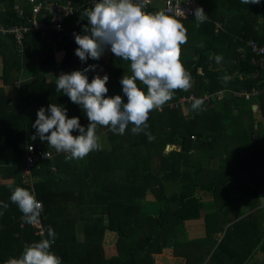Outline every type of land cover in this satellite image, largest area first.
I'll return each instance as SVG.
<instances>
[{
	"label": "trees",
	"instance_id": "obj_1",
	"mask_svg": "<svg viewBox=\"0 0 264 264\" xmlns=\"http://www.w3.org/2000/svg\"><path fill=\"white\" fill-rule=\"evenodd\" d=\"M16 1L0 0V23L24 24L26 19L17 15ZM54 1L80 7L79 12L67 18L64 30L29 32L23 54L18 52L13 36L0 35L4 83H16L25 65H31L26 61V54H31L34 61L40 56V64L57 65L63 73L97 65L86 73L89 82L97 71H102L109 76L107 96H115V82L120 83L124 74L131 75L130 62L110 51L109 60L89 58L82 63L75 55L78 45L74 33L83 34L82 26L88 23L82 16L89 8L83 5L87 1ZM197 5L207 14V20L198 27L194 15L176 18L187 29L180 61L191 74L192 87L187 92L176 90L162 110L150 112L146 132L154 137L151 141L144 132L133 134L132 125L123 135L98 126L99 150L83 159L67 160L62 154L41 161L26 176L20 165L26 159L27 143H33L37 150L51 148L39 137L31 138L36 134L32 124L38 109L54 103L67 109L68 118L79 117L85 128L89 121L79 105L56 90L55 80L48 81L41 74L27 82L24 93L32 94L22 104L6 97V104L0 103V171L4 172L0 201L8 204L7 209L0 205L3 264L19 258L25 245L48 238L49 226L56 234L51 251L61 258L62 264H156L160 254L186 258L187 264H264V227L260 226L264 219L254 221L260 228L259 234L253 235L254 241H242L244 225L252 227L245 212L257 200L264 201V169H260V164L256 169L246 167L247 158L253 153L249 141L257 143L255 151L264 157V142H259L264 137V53L260 52L264 49V0L259 4L235 0L224 9L206 0L197 1ZM150 6L146 12L156 13ZM49 36L61 42L54 48L64 47L66 54L60 63L55 60ZM213 55H221L222 62L209 59ZM225 76L230 77L227 83L223 81ZM137 84L146 92V86L139 81ZM255 88L258 93L253 99L235 95L242 89ZM117 94L127 102L122 90ZM192 98L204 100L202 110H192ZM221 101L223 108L218 109ZM0 102L3 103L1 99ZM255 103L259 105L258 119L252 110ZM5 109H17L14 112L20 119L13 124ZM247 130L251 133L245 137ZM231 138L236 139L235 148L228 142ZM167 145L173 147L167 150ZM7 149L13 150L10 162L4 157ZM214 159L219 161L217 166ZM169 183L180 184L181 190L169 191ZM9 185L30 190L42 202L46 228L43 236L22 221L23 214L10 200ZM233 188L241 193L240 197L219 196L222 189ZM205 195H210L212 202H220L218 206L206 209ZM217 208L219 212H215ZM195 220H202L204 229H198V236L190 239L187 223ZM108 230L118 234L112 246L104 244ZM233 232L238 237L231 243ZM221 233L225 235L220 240Z\"/></svg>",
	"mask_w": 264,
	"mask_h": 264
},
{
	"label": "clouds",
	"instance_id": "obj_2",
	"mask_svg": "<svg viewBox=\"0 0 264 264\" xmlns=\"http://www.w3.org/2000/svg\"><path fill=\"white\" fill-rule=\"evenodd\" d=\"M44 1L67 5L54 0ZM241 2L259 4L261 0ZM83 5L88 6L87 3ZM73 7V14L80 10L79 6ZM29 14L30 12L26 15ZM69 16L64 18L63 25ZM82 16L86 17L88 23L82 26L83 34L74 33L75 43L78 45L75 55L84 63L89 58L99 60L106 49L110 50L115 57L130 62L131 75L124 74L120 79L127 102H124L120 95L107 96V74L103 77L95 75L89 82L86 73L94 71L97 65L61 73L56 78V90L66 94L72 103L79 105L89 123L85 128L81 125L79 117L68 118L65 107L51 103L47 109H38L37 118L32 124L36 134L31 138L35 140L39 137L42 142L46 141L51 148L44 150L54 148L58 153H67V160L83 159L90 152L101 148L96 134L98 126L107 127L114 134L123 135L129 125H132L133 134L144 132L151 141L154 137L146 132L150 112L162 110L163 106L173 99L176 90L187 92L192 87L191 74L180 61L181 45L187 43V29L176 18L163 11L145 12L142 5L134 0H98L91 8H86ZM194 18L198 27L207 20V14L202 7H197L194 9ZM31 31L54 33L57 30L32 29L26 34ZM209 59H214L220 64L223 57L213 55ZM229 80L228 76L223 78L224 83ZM137 81L146 86V92L138 86ZM203 104L202 98H192L191 108L193 111H200ZM73 132L79 134L74 136ZM49 154L45 152L43 155L47 158ZM9 188L11 202L16 204L23 214L22 221L29 225L38 224L43 211L42 202L28 189L12 185H9ZM0 205L4 209L8 207V204L2 201ZM44 229L45 233V226ZM36 232L38 233L37 228ZM47 236L48 238H42L39 242L25 245L20 257L11 258L6 264H62L61 258L51 251L56 236L51 226L47 230Z\"/></svg>",
	"mask_w": 264,
	"mask_h": 264
},
{
	"label": "built area",
	"instance_id": "obj_3",
	"mask_svg": "<svg viewBox=\"0 0 264 264\" xmlns=\"http://www.w3.org/2000/svg\"><path fill=\"white\" fill-rule=\"evenodd\" d=\"M94 3L98 0H92ZM155 0H134L135 3L142 5L143 11H147V8L153 5ZM164 2V8L157 10L158 12H165L167 15L174 18H184L191 15H194V9L198 7L197 1L195 0H162ZM29 3L32 4V9L29 15L25 14L24 24L19 25H3L0 24V34L8 35L11 34L14 36L17 49L20 53H23L26 44H25V35L30 30H63V20L66 16H69L74 12V7L67 5H61L53 2H46L44 0H29ZM150 6V7H151ZM19 9L18 5L16 6ZM77 9H75L76 11ZM22 12V10H21ZM49 20V21H47ZM48 23V24H46ZM264 53V49L260 51ZM258 93V89H253L249 91L248 89H242L241 91L235 93L241 99H253ZM219 98H222L220 96ZM256 104H254L255 107ZM257 106V105H256ZM31 149V150H30ZM49 152V156L46 158L43 154ZM62 154L67 153H58L53 148L52 150H37L33 143H27L25 161H24V174L29 176L35 167H39L41 161L50 160L51 157H56ZM41 202V201H40ZM43 207V204H42ZM38 229V234L44 233V225L42 223V213L39 218V223L34 225ZM0 264H2L0 262Z\"/></svg>",
	"mask_w": 264,
	"mask_h": 264
},
{
	"label": "rangeland",
	"instance_id": "obj_4",
	"mask_svg": "<svg viewBox=\"0 0 264 264\" xmlns=\"http://www.w3.org/2000/svg\"><path fill=\"white\" fill-rule=\"evenodd\" d=\"M208 3H210V4H212V3H216L218 6H224V7H229V6H231L234 2H235V0H206ZM184 47H185V45H183ZM109 53H110V50H105V53L103 54V56L101 57L103 60H109ZM58 66H56V67H54V69H55V76L56 77H59V74H58ZM103 72L102 71H97L96 72V75H100L101 77H103ZM40 77V76H39ZM25 78V77H24ZM48 78H50L49 77V75H48ZM55 81H56V79H55ZM20 82V81H19ZM22 83H24V82H22ZM115 89H116V91H115V94L116 95H118L117 93H118V91H121L122 90V85L119 83V82H115ZM232 93V92H231ZM233 94V93H232ZM223 101H221V102H219L218 103V109H222L223 108V103H222ZM257 105V106H256ZM255 105V107H254V105H253V107H252V110H253V112L255 113V116H254V118H256V119H258L260 116V114H259V105L258 104H256ZM45 109H47L48 107H44ZM236 112V111H235ZM87 123H88V121H87ZM106 127H103V129H105ZM245 134V137H246V135H248L249 133H251L250 132V130H247L246 132H244ZM245 140H246V138H245ZM247 141V140H246ZM261 141H263L264 142V137H262L260 140H259V142H261ZM229 144H230V146H231V148H235L236 147V139L235 138H231L229 141ZM249 146H251L252 147V149H253V153H251V156L250 157H248L247 158V164H246V167H248V168H251L252 167V169H256V167L258 166V164H259V159L257 158L258 156H261L262 154V152L258 155L257 153H256V151H255V147H257L258 145H257V143H255V142H252V141H249ZM173 146L171 145L169 148H168V145L166 146V149L167 150H170L171 148H172ZM249 152H247V154H248ZM222 155H220V157H221ZM228 156H232V153L231 154H229ZM50 159H55L54 157H51ZM242 161H245V159H242ZM218 163H219V161H218V159H214V165L215 166H217L218 165ZM252 165V166H251ZM0 182H1V174H0ZM167 188H168V190L169 191H171V192H177V191H180L181 190V185L180 184H175V183H169L168 185H167ZM225 191H227V190H221L220 191V193H219V196H228V195H232V194H234L233 195V198H234V196L237 194L239 197L241 196V193H239L238 191H236V189L235 188H233L232 190L230 189V190H228L227 191V194L225 193ZM230 191V192H229ZM245 194V193H244ZM148 197L149 198H153V196H152V194H149L148 195ZM212 201H214V199L210 196V195H205L204 196V205H205V207H206V209H214V206H218V204L220 203V202H218V201H215V202H212ZM262 202V201H261ZM261 202H259L258 200L255 202V204H259V203H261ZM252 209H253V207L252 208H250L249 210H248V212L247 213H245L244 215H248V214H250L251 213V216H249L248 217V219L249 220H251L250 222L252 223V227H248V224H246V225H244V227H243V233L245 234V236H243L244 238L242 239V241L243 240H248L249 242H252V241H254V238H253V235L254 234H256V233H258L259 234V229L260 228H258V226L254 223V219L255 218H257V217H264V213H263V211H259V212H257V210H253L252 211ZM219 208H217L216 210H215V212H219ZM238 217H240L238 220H240L241 221V218H242V216H238ZM245 221H248L247 219L245 220ZM34 228H36L34 225H32ZM187 230H188V232H189V236H190V239H194L195 238V236H198V229L199 230H203L204 229V226L202 225V220H195V221H189L188 223H187ZM111 231L110 230H108L107 232H106V235H105V238H104V244H105V246H112V245H114L116 242H117V239H118V234L116 233V232H114V233H110ZM233 235H232V237L230 238V240H231V243H232V241H233V238H234V240H236V238L238 237V233H232ZM224 233H221L220 235H219V238L218 239H222L223 237H224ZM238 242V241H237ZM174 262H176V264H187L186 263V258H182V257H175V258H173V256L172 257H170V256H166V255H164V254H161V255H157V257H156V264H174Z\"/></svg>",
	"mask_w": 264,
	"mask_h": 264
},
{
	"label": "crops",
	"instance_id": "obj_5",
	"mask_svg": "<svg viewBox=\"0 0 264 264\" xmlns=\"http://www.w3.org/2000/svg\"><path fill=\"white\" fill-rule=\"evenodd\" d=\"M75 1L78 2L77 0H75ZM86 1H87L86 3L88 5V7L91 8L93 6L94 2L92 0H86ZM195 1L199 2L200 0H195ZM20 2H22V0H17L16 1V5H18ZM163 4H164V2L162 0H155L153 2L152 7H150V8H151V10H153L155 12H158L157 10H161V9L164 8ZM16 5H15V9H16L17 15L21 19H24L25 18V14L29 13L31 11V9H32V4L29 3V0H25L24 2L20 3L18 5L19 7H21L20 9L18 7H16ZM216 6H217V4H216ZM0 7H1V3H0ZM220 8L224 9L225 7L224 6H222V7L220 6ZM21 10H22V12H21ZM79 11H76V12H79ZM26 36H27V34H26ZM26 36H25V44H26V48H27ZM6 37H8V36H6ZM47 38H51V40H52V42H51L52 49L57 44L60 45V43H61V42H56L57 40H55V36H49ZM42 43L44 44L45 42H42ZM26 48H25V50H26ZM25 50H24V52H25ZM39 50L40 51L42 50L41 46L39 47ZM65 54H66V52L64 50V47H62L61 50H58L57 48H54V56H55V60L57 61V63H60L64 59ZM26 56L28 57V59H26V61L28 60V61H30L32 63H31V65H27V66L25 65V69L20 74H18V78H17L18 80L14 84H5L4 83V77H1L2 66H3V58L0 57V99L3 101V103L0 102L1 105L2 104H6L5 102H7V101L5 100V97L7 99H10V100L18 99V100H20V102L22 104L23 100L32 94V93H30V91H29V93H24V92L28 88V83L27 82H30L34 78V76L36 74L44 75V77L46 79H48V81H53L56 78H58V77L55 76V69H54V67H56L57 65H54L53 67H46V66L40 64V56H37V60L36 61H34L33 55H31V54L27 55L26 54ZM57 69H58V74L59 75L61 73H63V69L61 67H59ZM48 75H49L50 78H48ZM22 82H24V83H22ZM33 86H34V83H33V85L30 86V88H32ZM21 109H22V107H21ZM14 111H17V109H14ZM14 111L11 112L10 110H6V109L4 110V113L7 114V117L9 119H11L13 124H15L16 121H18L20 119L18 114H16ZM28 143H31V142H28ZM259 154L260 153H258V155ZM4 157H5V159L7 161L10 162L12 160V158H13V150L12 149H7L5 151V153H4ZM257 158L260 160V163H259L260 164V169L261 168L264 169V157L261 155V156H258ZM2 162H4V161H2ZM0 164H3V163H0ZM23 165H24V162H22V164L20 165V168H21L22 171H24ZM2 167H4V166L2 165ZM0 174H1V182H2L3 177H4V172L0 171ZM30 184L33 185V182H30ZM38 201H40V200H38ZM253 210H257V212L263 211V213H264V201L262 203H259V204H254L252 211ZM245 213H247V212H245ZM243 216L244 215H242V218H243ZM249 216H251V213L249 214ZM239 218L240 217H238V219ZM263 219H264V217H257V218L254 219V221H262ZM260 226H261V228H263L264 224H262ZM110 233H114V232L111 231ZM173 258H175V257H173ZM174 264H176V262H174Z\"/></svg>",
	"mask_w": 264,
	"mask_h": 264
}]
</instances>
